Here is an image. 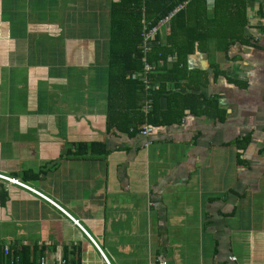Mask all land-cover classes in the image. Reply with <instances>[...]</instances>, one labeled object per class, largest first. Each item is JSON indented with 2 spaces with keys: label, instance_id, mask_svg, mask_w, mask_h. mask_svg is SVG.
Returning a JSON list of instances; mask_svg holds the SVG:
<instances>
[{
  "label": "crops",
  "instance_id": "0c3cea01",
  "mask_svg": "<svg viewBox=\"0 0 264 264\" xmlns=\"http://www.w3.org/2000/svg\"><path fill=\"white\" fill-rule=\"evenodd\" d=\"M113 2L0 0V174L86 231L0 179V246L32 263L264 264V0L243 43L189 55L147 137L127 130L133 92H108Z\"/></svg>",
  "mask_w": 264,
  "mask_h": 264
},
{
  "label": "trees",
  "instance_id": "16d2710c",
  "mask_svg": "<svg viewBox=\"0 0 264 264\" xmlns=\"http://www.w3.org/2000/svg\"><path fill=\"white\" fill-rule=\"evenodd\" d=\"M209 1L213 8H209ZM250 0H115L111 7L110 52L108 71V92H118L130 89L134 103L140 101L134 108V118L129 119L127 130L146 123L152 127L156 124L157 105L159 98L166 95L171 98L167 84L171 83L175 90H183L178 81H183L184 70L188 65V57L197 48L203 50L206 45H214L227 54L229 47L245 40L244 28L247 24V11ZM179 4L184 7L175 11ZM170 13L171 18L165 25L158 22ZM157 25L152 43L144 52L145 33ZM146 26V29L144 28ZM165 26L168 33L165 42H161L159 29ZM146 56L148 63L155 66L149 73L151 87L149 96L152 99L154 111L149 119L142 112L145 97V85L134 74L143 70ZM171 61L170 65H167ZM115 83V86L114 84ZM192 86V85H189ZM178 87V88H177ZM174 92H172L173 94ZM133 108L127 107V111ZM136 116V117H135ZM150 120V122H149ZM140 131V129H139ZM103 154V153H101ZM17 177V175L12 174ZM37 175L27 173L22 180L29 181ZM6 193L0 190L1 205L5 206ZM12 250V256H18L20 264H34L28 261L30 246L22 245ZM6 256L0 246V262Z\"/></svg>",
  "mask_w": 264,
  "mask_h": 264
},
{
  "label": "built area",
  "instance_id": "2783aa9c",
  "mask_svg": "<svg viewBox=\"0 0 264 264\" xmlns=\"http://www.w3.org/2000/svg\"><path fill=\"white\" fill-rule=\"evenodd\" d=\"M184 7L183 4H179L178 7L175 8L174 12H177L178 10H181ZM173 13H170L168 16H166L164 19H161L158 22V26L159 25H165L166 22L169 20V18H171ZM146 29V26L144 27ZM156 29H157V25L154 26L153 28H151L148 32L145 33V38H144V52H147L148 47L151 45L152 43V36L156 33ZM144 60V67L143 70L140 72H136L134 74V76L140 80H142L143 84L145 85V97L143 99V103H142V112L145 115V117L147 119H149V115L150 112L152 111V99L149 96V88L151 87V81L149 79V73H151L155 66L151 63H148L146 56L143 58ZM153 131V127H151L147 120L146 123L143 124L141 126L140 129V134L143 136H149ZM0 179L4 180L10 184H15L19 187L25 188L30 190L31 192H33L34 194H36L37 196H39L40 198L44 199L47 202H50L51 204H53L54 206L58 207L59 209H61L62 211H64L65 213H67V215L70 217V219L79 227H81V229L83 231H85V229L81 226L80 222L78 220H75L70 213H68L62 206H60L59 204H56L55 202H53L52 200H50L49 198H47L46 196H44L43 194H41L40 192L34 190L33 188L27 186L26 184L20 182L17 179H13L7 176H4L2 174H0ZM86 232V231H85ZM93 243L95 244V246L97 247V249L99 250V252L102 254V256L104 257V259L109 263L106 255L103 253V251L101 250V248L97 245V243L92 239ZM4 254L6 256V260L4 262H0V264H20L19 261V257L18 256H12L11 255V250H10V246L8 244H5L4 247ZM235 257H231L230 261H235ZM34 264H76L73 261H69L65 258H62L61 256L56 257L54 260L49 261L45 256H40L36 259ZM110 264V263H109ZM152 264H169L167 261H165L164 259H156L154 262H152Z\"/></svg>",
  "mask_w": 264,
  "mask_h": 264
},
{
  "label": "rangeland",
  "instance_id": "374dc122",
  "mask_svg": "<svg viewBox=\"0 0 264 264\" xmlns=\"http://www.w3.org/2000/svg\"><path fill=\"white\" fill-rule=\"evenodd\" d=\"M8 232L11 233L10 230H8ZM6 236H7L6 227H3V225H0V244L6 240Z\"/></svg>",
  "mask_w": 264,
  "mask_h": 264
}]
</instances>
